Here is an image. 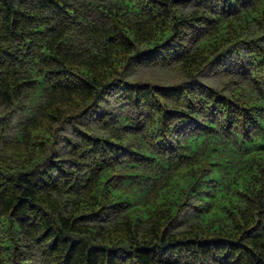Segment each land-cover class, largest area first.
I'll use <instances>...</instances> for the list:
<instances>
[{
  "label": "trees",
  "instance_id": "trees-1",
  "mask_svg": "<svg viewBox=\"0 0 264 264\" xmlns=\"http://www.w3.org/2000/svg\"><path fill=\"white\" fill-rule=\"evenodd\" d=\"M0 112V264H264V0H0Z\"/></svg>",
  "mask_w": 264,
  "mask_h": 264
},
{
  "label": "rangeland",
  "instance_id": "rangeland-1",
  "mask_svg": "<svg viewBox=\"0 0 264 264\" xmlns=\"http://www.w3.org/2000/svg\"><path fill=\"white\" fill-rule=\"evenodd\" d=\"M133 76L136 78H143V79H150L155 82H170V83H176L181 81L179 80V77L175 74V72H167L164 70L159 69H137ZM201 80H203L205 83L209 84L210 86H213L214 88L221 90L226 89L228 90L230 87L226 85V82L220 77L219 74H214L211 72V70H208L200 77ZM2 112H0V117ZM0 123H2V120H0ZM2 150V147L0 145V152Z\"/></svg>",
  "mask_w": 264,
  "mask_h": 264
}]
</instances>
